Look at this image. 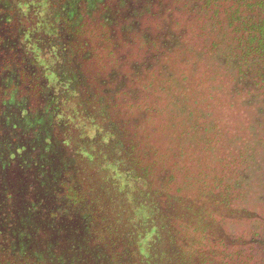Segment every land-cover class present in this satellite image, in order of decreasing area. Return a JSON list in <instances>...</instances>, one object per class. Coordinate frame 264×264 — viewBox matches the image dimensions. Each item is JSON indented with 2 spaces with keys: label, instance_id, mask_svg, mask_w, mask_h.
Listing matches in <instances>:
<instances>
[{
  "label": "rangeland",
  "instance_id": "rangeland-1",
  "mask_svg": "<svg viewBox=\"0 0 264 264\" xmlns=\"http://www.w3.org/2000/svg\"><path fill=\"white\" fill-rule=\"evenodd\" d=\"M116 3L122 9L114 17ZM108 5L113 11L104 21L113 32L104 38L100 31L89 32L85 49L93 62L90 72L102 78L96 77L91 86L98 90V101L81 108L82 119L105 108L125 150L117 173L110 171V165L105 169L102 160L95 162L104 166L98 179L103 177L105 189H111L119 176L126 177L107 192V208L126 221L132 215H151L137 221L136 228L143 232L145 223H151L159 231L147 242L157 247L146 260L152 264H181L180 257L196 249L204 253L207 264H213L212 259L218 263L227 251L232 254L229 264H264V82L260 77L264 60L256 55L248 58L238 50L239 38L248 36L240 16L231 26L230 13L214 19L202 1L188 5L174 0L160 18L146 16L137 24L136 18H122L128 13L124 0H110ZM253 10L247 9L246 15L254 16ZM133 22L139 28L136 33L128 28ZM15 99L9 106L16 107ZM109 152L114 160L113 151ZM136 157L142 165H153L146 186L134 180ZM96 168L89 172L95 179ZM204 183L231 188L228 207L217 206L223 216L214 215L215 233H199L193 227L196 221L192 219V225L189 220L198 208L212 210L213 199L199 194ZM167 196L174 200L169 202ZM180 201L190 210L186 217L177 214ZM142 206L147 207L145 212ZM168 214L179 218L178 233H173L177 242L162 230L170 223ZM214 251L218 253L213 255Z\"/></svg>",
  "mask_w": 264,
  "mask_h": 264
},
{
  "label": "flooded vegetation",
  "instance_id": "flooded-vegetation-1",
  "mask_svg": "<svg viewBox=\"0 0 264 264\" xmlns=\"http://www.w3.org/2000/svg\"><path fill=\"white\" fill-rule=\"evenodd\" d=\"M172 1L124 0L128 13L122 18L137 24L146 16L160 18ZM175 1H202L214 19L223 12L264 15V0ZM109 2L0 0V264H152L137 253L144 244L143 250L152 248L147 242L159 233L156 227L145 223L137 232L145 215L122 220L105 204L107 192L126 177L111 189L98 179L104 166L95 162L102 160L113 173L122 169L125 150L111 115L99 107L90 119L81 117L84 103L98 101L91 86L102 79L90 72L87 34L113 32L104 21L113 11ZM117 4L114 17L122 9ZM251 8L255 15H246ZM133 25L128 28L136 33ZM165 38L162 32L161 43ZM14 96L16 107L8 104ZM91 167H99L98 180L89 175Z\"/></svg>",
  "mask_w": 264,
  "mask_h": 264
},
{
  "label": "trees",
  "instance_id": "trees-1",
  "mask_svg": "<svg viewBox=\"0 0 264 264\" xmlns=\"http://www.w3.org/2000/svg\"><path fill=\"white\" fill-rule=\"evenodd\" d=\"M256 5V4H255ZM48 11V10H47ZM44 14L47 16L46 11L44 12ZM237 16H240V20L241 22H243V19L247 22H244L243 24L247 25L249 29L247 30V39H242L239 38L238 40V44L236 45L238 47V50L241 51V53L245 56H252V55H256L259 56L262 60H264V15L260 14L258 16V19H253V18H244V14H242V12H233L231 13V19L233 21H230V25L233 26L235 18H237ZM53 24V22H51V25ZM53 26V25H52ZM241 27V26H240ZM262 71H264V68L261 69ZM262 80L264 82V75L260 74ZM136 147H134V149H138V143H136ZM138 154V153H137ZM133 161V165L138 168V173L135 174V180L138 181V183L142 184L143 186H146V178L151 175V172H153V165H151L150 163L148 164H143L142 165V160L138 159L137 157L135 159H132ZM148 188H151V186H149ZM152 189V188H151ZM150 189V190H151ZM215 190H219L215 191ZM212 191V192H211ZM215 191V192H213ZM231 188L230 186L228 187H223L222 189H219V187L216 189L215 187L204 183L202 185V189H199V194L205 195V197H210L213 200H211L210 204L212 205V210H210L208 208V210L205 209H201L198 208V211L194 210V216H192L189 220L190 222L193 224H195V222H192V219H194L196 221V225H193V227H195L194 229L196 231H198L199 233H215L217 232V226H216V221L214 220V215L218 214L220 215V211L217 209V206H225L228 207V204L231 202V200L229 199L230 194L228 195L227 192H230ZM155 192L158 195V192L155 190ZM218 192V193H217ZM202 195L199 196V198H202ZM167 200H169V202H172L174 199L170 196H167ZM200 200V199H199ZM174 204H171V206H173ZM185 203L184 202H179V204L177 205V214H182L183 216H188L190 214V210H188L187 208H185ZM180 207L182 208V211L179 213L180 211ZM143 210V208H142ZM141 211H139L138 213H140ZM152 213H156V209L155 211L152 210ZM233 214V213H232ZM223 216V214H221ZM220 215V216H221ZM141 216V215H140ZM169 221L170 223H166L164 224V226L162 227L163 231H167L168 233H171L173 236V240H175L177 242V238H175V235L173 233H178L176 230V226H177V221L179 220L178 217L172 215V214H168ZM168 216H166V220L168 219ZM145 218V217H144ZM189 222V223H190ZM179 225V224H178ZM170 240V241H173ZM219 242H222V240L217 241L216 244H218ZM215 244V245H216ZM139 248L142 245V242L138 243ZM145 245V244H144ZM143 245V246H144ZM142 246V247H143ZM138 248L140 250L139 253H137V257L139 256H143V258L145 257H150L149 252L153 251V252H157V247L151 248L149 250H143V248ZM227 251V250H226ZM191 253V255H190ZM188 255L186 254V256H181V264H207V262L204 261V253L203 252H199V250H191ZM217 251H214V254H217ZM177 254V253H176ZM202 255V256H201ZM232 255L231 253L228 255V251L227 254L225 255V257L222 256L221 254V261H219L218 263L216 262V259H212L213 264H229V259L228 257ZM141 256V257H142ZM140 258V257H139ZM230 258V257H229ZM142 259V258H140ZM228 259V260H227ZM166 261V259H165ZM228 261V262H226ZM140 262V260L138 261ZM151 263V261H150ZM142 264V263H141ZM168 264V263H166ZM232 264H235L232 262Z\"/></svg>",
  "mask_w": 264,
  "mask_h": 264
}]
</instances>
